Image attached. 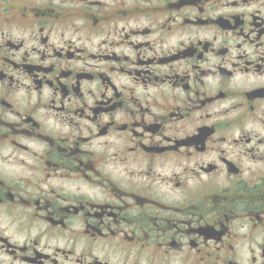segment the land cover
I'll use <instances>...</instances> for the list:
<instances>
[{
    "label": "flooded vegetation",
    "instance_id": "flooded-vegetation-1",
    "mask_svg": "<svg viewBox=\"0 0 264 264\" xmlns=\"http://www.w3.org/2000/svg\"><path fill=\"white\" fill-rule=\"evenodd\" d=\"M0 264H264V0H0Z\"/></svg>",
    "mask_w": 264,
    "mask_h": 264
}]
</instances>
